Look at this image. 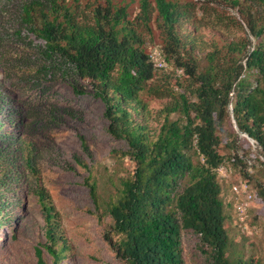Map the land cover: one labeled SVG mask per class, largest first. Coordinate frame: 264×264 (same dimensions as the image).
Here are the masks:
<instances>
[{"label":"trees","instance_id":"16d2710c","mask_svg":"<svg viewBox=\"0 0 264 264\" xmlns=\"http://www.w3.org/2000/svg\"><path fill=\"white\" fill-rule=\"evenodd\" d=\"M13 1L0 0L5 5ZM74 1L75 9L67 0H26L18 9L23 29L35 36L32 45L46 73L75 90L87 81L104 104L109 134L127 143L122 155L134 166L133 174L122 181L120 195L107 208L114 225L107 238L112 239L117 257L122 264H184L185 232L197 238L207 264H259L254 258L231 257L217 169L231 166L220 152L219 134L230 120L231 105L237 127L246 136L242 140L256 142L264 156V0H226L243 8L240 11L259 43L246 62L237 57L249 41L231 43L225 55L214 44L205 68L179 29L187 19V5L140 0L139 14L132 21L126 7L110 0L81 18L77 12L81 0ZM155 15L166 69L154 66L153 49L142 34L151 31ZM146 96L167 100L157 130L150 125ZM16 115L22 123V116ZM2 126L0 122V229L12 218L8 194L26 185L23 164L35 177L39 174L33 148ZM230 161L245 165L244 157L235 152ZM244 174L246 178L239 180L251 184L250 175ZM89 186L96 201L97 187ZM37 193L47 239L36 248L37 264H46V252L53 264H60L66 241L58 232L59 216L41 186ZM260 194L264 199V189ZM249 223L252 227L251 219Z\"/></svg>","mask_w":264,"mask_h":264},{"label":"rangeland","instance_id":"374dc122","mask_svg":"<svg viewBox=\"0 0 264 264\" xmlns=\"http://www.w3.org/2000/svg\"><path fill=\"white\" fill-rule=\"evenodd\" d=\"M24 1L14 0L10 5L0 2V122L3 131L25 139L27 146L33 148L39 174L35 177L24 163L26 185L8 194L12 218L0 229V264H37L36 248L47 242L38 186L49 194L59 216L58 232L66 241V256L60 264H122L112 239L107 238L114 230L107 208L120 195L122 181L133 174L134 166L122 155L127 143L109 134L104 104L95 98L87 81H81L82 89L75 90L60 77L46 73L37 48L32 45L35 36L23 29L20 20L18 8ZM110 1L119 8L126 7L129 20L139 14L140 0ZM172 1L189 7L187 19L179 29L202 68L208 64L206 57L214 44L225 55L231 43L249 41L243 53L238 54L242 62L258 46L259 39L251 34L240 11L242 7H234L226 0ZM67 3L73 9L77 6L74 0ZM107 5L108 0H81L77 12L83 18L96 7ZM155 19L156 15L151 31L143 30L142 34L149 49L160 52L164 40ZM252 82L255 86V78ZM146 102L150 125L157 130L160 110L167 100L146 96ZM16 114L22 116V123ZM219 134L220 152L231 165L224 166L232 170L219 174L231 257L254 258L264 264V199L260 194L264 189V156L256 142L250 140V145L242 140L246 136L237 127L233 105L230 120ZM234 152L244 157L245 165L235 166L230 161ZM244 173L250 175V187L256 193L248 211L252 227L249 223L251 230L246 233L238 225L237 205L242 196L233 191V185L242 181L241 177L246 178ZM89 184L97 187L98 203ZM62 245L60 241L58 246ZM183 249L184 264H207L194 235L184 232ZM45 260L46 264L54 261L47 252Z\"/></svg>","mask_w":264,"mask_h":264},{"label":"built area","instance_id":"2783aa9c","mask_svg":"<svg viewBox=\"0 0 264 264\" xmlns=\"http://www.w3.org/2000/svg\"><path fill=\"white\" fill-rule=\"evenodd\" d=\"M151 60L154 64V66L158 69H166L168 68V63L165 59V57L158 51L154 50L151 53ZM177 74L181 75L182 70H177ZM232 172L231 168L228 169L226 166H220L217 169L218 175ZM233 191L237 195H241L242 199H239L237 210H238V225L241 228L243 232H249L251 230V227L248 223V211L251 208L252 202L254 200L255 194L253 190L250 187V184L246 181H240L239 183H235L233 185Z\"/></svg>","mask_w":264,"mask_h":264}]
</instances>
